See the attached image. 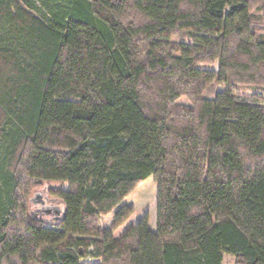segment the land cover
Segmentation results:
<instances>
[{
    "label": "trees",
    "instance_id": "obj_1",
    "mask_svg": "<svg viewBox=\"0 0 264 264\" xmlns=\"http://www.w3.org/2000/svg\"><path fill=\"white\" fill-rule=\"evenodd\" d=\"M224 254L264 264V0H0V264Z\"/></svg>",
    "mask_w": 264,
    "mask_h": 264
},
{
    "label": "rangeland",
    "instance_id": "obj_2",
    "mask_svg": "<svg viewBox=\"0 0 264 264\" xmlns=\"http://www.w3.org/2000/svg\"><path fill=\"white\" fill-rule=\"evenodd\" d=\"M212 69H216V65L212 66ZM210 94V93H208ZM180 103L182 104H188L187 100L181 99ZM64 189H66V186H64ZM156 184L152 177L147 178L144 182H142L123 202L122 205H125L127 207L133 208L135 212V218L131 219V223H134L135 220L139 219L143 214H146L149 220V227L150 230L155 231V200H156ZM46 193V194H45ZM36 195H41L43 197V200L45 199V206L50 208V214L46 215L44 213H37L36 210L40 209V205H34L31 201L37 200ZM50 196L48 195V192H46V189L43 187L38 188L35 191H32L30 194V204L31 208L29 211V214L31 216V212H34L36 217H38L40 220L47 223V225H51L54 221V212L52 211L53 207H58L61 209L60 204H58L55 201L50 200ZM49 202V203H48ZM112 216L108 215L107 217H104L100 220V227L104 229H109L112 224ZM138 216V217H137ZM32 217V216H31ZM115 234H119V230L115 232ZM222 264H235V261L232 256L230 255H223Z\"/></svg>",
    "mask_w": 264,
    "mask_h": 264
},
{
    "label": "water",
    "instance_id": "obj_3",
    "mask_svg": "<svg viewBox=\"0 0 264 264\" xmlns=\"http://www.w3.org/2000/svg\"><path fill=\"white\" fill-rule=\"evenodd\" d=\"M36 199L37 200H32L31 201L34 205H40L41 206V208L40 209H37L36 212L37 213H44L46 215L50 214L51 209L45 206L46 200L45 199L43 200V197L41 195H36ZM52 211L54 212V218L55 219H59V217L61 215L60 208L53 207L52 208ZM31 216L33 218H35V213L34 212H31Z\"/></svg>",
    "mask_w": 264,
    "mask_h": 264
},
{
    "label": "flooded vegetation",
    "instance_id": "obj_4",
    "mask_svg": "<svg viewBox=\"0 0 264 264\" xmlns=\"http://www.w3.org/2000/svg\"><path fill=\"white\" fill-rule=\"evenodd\" d=\"M47 203V202H46ZM49 203V202H48Z\"/></svg>",
    "mask_w": 264,
    "mask_h": 264
}]
</instances>
